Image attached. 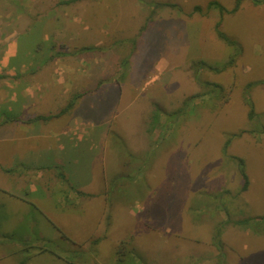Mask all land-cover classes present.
I'll return each mask as SVG.
<instances>
[{"label":"rangeland","instance_id":"obj_1","mask_svg":"<svg viewBox=\"0 0 264 264\" xmlns=\"http://www.w3.org/2000/svg\"><path fill=\"white\" fill-rule=\"evenodd\" d=\"M68 1L0 0V128L18 79L35 118L74 103L39 125L60 164L0 159V264H264V0Z\"/></svg>","mask_w":264,"mask_h":264},{"label":"crops","instance_id":"obj_2","mask_svg":"<svg viewBox=\"0 0 264 264\" xmlns=\"http://www.w3.org/2000/svg\"><path fill=\"white\" fill-rule=\"evenodd\" d=\"M8 53L10 54V56L7 57L8 61H6L5 64L3 63L0 64V77H5V75L1 73L4 67L8 69V72L6 73V75H9V74L13 75L15 73L14 70L16 68L18 71V70H21V67H24L23 64L21 65V67L19 66V64H17L15 67L14 66L15 64H14L9 69V65H8V63L10 62L9 59L17 56L18 54L17 47H12V49ZM24 68L22 69V72H24L23 71ZM30 86L31 84L28 81H25L22 79L21 80L18 79V81H15L14 83H12L10 100L17 105V109L11 111L13 114H15L13 115L14 119L12 120L13 126L8 124L7 127L0 128V134L9 133L12 130V133L10 134L12 135L11 140L16 139V140H20L21 142L23 140L24 148L22 146L20 147L19 144L17 143H10L11 146L8 144L9 146L8 153L6 154V156L5 155L0 156V159L2 163L4 164L13 163V165H17L19 161L24 162L26 164H30V165H41V166L55 165V163L57 162H53V163L47 162L48 161L47 159L50 156V153H49L50 149H47L46 147L47 146L50 147V144H45L44 142H43L44 144L40 143V141H43V139L46 138L47 136L46 133L43 134V131L41 129L43 126L41 128L39 127V125H41L42 123L44 124V122L42 121V119L37 120V121L34 120L36 116V112L32 111V108L29 109L27 112H25L26 110L24 109V108H28L29 107L28 103L32 101V98H35V96L30 93L31 91ZM37 101L41 102V98L38 99ZM38 112L42 115L45 113L47 114V112L45 111H38ZM9 127H10V131H9ZM13 134H16L17 137L16 135H13ZM7 135L9 134L0 135V139H2L3 136H7ZM59 136H60V133H59ZM59 136H57V139L60 142L59 146L60 148L64 149L65 137L59 138ZM29 141H30V144H29ZM31 141H34V145ZM61 142H62V145H61ZM55 155L56 153L54 152L52 158L55 157ZM5 158L7 159L6 161H5ZM58 161L59 162L57 164H60L61 160L58 159ZM33 191H35V189ZM83 191L85 192V194L87 193L89 195H83L82 198H85V199L90 198L91 200L92 198L96 197V192L94 191H90V190H83ZM46 195H48L47 191L44 192V197ZM48 196L50 197V194ZM61 200L62 199H58V202L59 201L61 202ZM77 202H79V200H77ZM77 216H79V214H77Z\"/></svg>","mask_w":264,"mask_h":264},{"label":"trees","instance_id":"obj_3","mask_svg":"<svg viewBox=\"0 0 264 264\" xmlns=\"http://www.w3.org/2000/svg\"><path fill=\"white\" fill-rule=\"evenodd\" d=\"M71 1H74V0H69L68 2H71ZM241 1H242V0H237V1H236L235 8L232 9V10H228L227 8H225V7L223 6L222 3L218 2V1H215V0H211V1H209V3H208V7H209V8H212V7L218 6V7L220 8V10H221L222 15H223L225 12H234V11H236V10L239 8V6H240ZM196 11H202V7H201L200 5H195L193 11H191L190 14L192 15V14H194V12H196ZM220 24H221V21H219V22L217 23V26L219 27ZM219 35H220L221 37L225 38V39H228V37L226 36V34H225L223 31H221L220 29H219ZM208 67H210V68H212V69H214V70H217V71H218V70H222L221 67H217V66H214V65H208ZM222 68H223V67H222ZM247 100H248V103H249L250 106H251L250 109H249L248 116H249V118L255 117V114H256V113H255L254 105H253V103H252V98H250L249 95H247ZM73 105H74V103L72 102V103H70L67 107L61 109L58 113H55V114H48V115H44V114H43V115H38L35 119H36V120H37V119H39V120H40V119H43V120L51 119V118H53V117H56V116H59V115L65 113V112L68 111L69 108H71ZM156 110H157V109H156ZM157 122H158V114H157V112H156V113L154 114V120H153V126H154V127H156V123H157ZM241 161H242V160H241ZM243 175H244V177H245V179H246V181H245V187H246V186H247V183H248L247 175L245 174V172H243ZM61 176L64 177L63 174H61ZM246 222H247V221L244 220V221H241L240 223H246ZM43 250H44V249H43ZM23 262H25V260L22 261L21 264H23Z\"/></svg>","mask_w":264,"mask_h":264}]
</instances>
